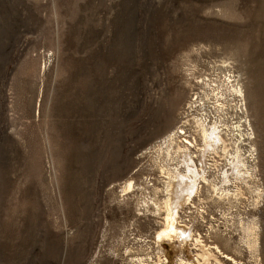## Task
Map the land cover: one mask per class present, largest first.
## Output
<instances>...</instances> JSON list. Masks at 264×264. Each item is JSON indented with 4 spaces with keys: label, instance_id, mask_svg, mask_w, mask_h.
I'll use <instances>...</instances> for the list:
<instances>
[{
    "label": "rangeland",
    "instance_id": "1",
    "mask_svg": "<svg viewBox=\"0 0 264 264\" xmlns=\"http://www.w3.org/2000/svg\"><path fill=\"white\" fill-rule=\"evenodd\" d=\"M201 119L228 147L174 251L163 141ZM203 254L264 264V0H0V264Z\"/></svg>",
    "mask_w": 264,
    "mask_h": 264
},
{
    "label": "bare ground",
    "instance_id": "2",
    "mask_svg": "<svg viewBox=\"0 0 264 264\" xmlns=\"http://www.w3.org/2000/svg\"><path fill=\"white\" fill-rule=\"evenodd\" d=\"M196 133V135L187 133L182 125L175 131H171L166 136L167 139L163 141L164 157L173 156V159L177 161V166L183 167L182 171L176 168L165 173L168 178L165 184L167 193L162 207L164 210L163 229L158 234L159 240L168 243L174 251L177 248L179 251L186 249L190 238L187 226L179 221V212L191 203V196L197 191V183H200V180L207 181L203 175L205 172L201 171L203 164L197 169L194 160L198 161L200 156L216 154L217 151L225 153L228 147L226 140L223 139L222 130H219L216 124L209 126L201 119L197 121ZM198 171H201L199 175H197ZM197 177L200 180L197 181ZM130 185L126 191L130 189ZM198 256L199 259L194 260V264H210L211 255Z\"/></svg>",
    "mask_w": 264,
    "mask_h": 264
}]
</instances>
